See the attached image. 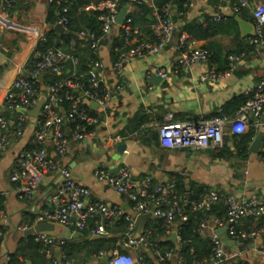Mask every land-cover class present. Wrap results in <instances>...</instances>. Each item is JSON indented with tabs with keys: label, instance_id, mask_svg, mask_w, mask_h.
Instances as JSON below:
<instances>
[{
	"label": "crops",
	"instance_id": "obj_1",
	"mask_svg": "<svg viewBox=\"0 0 264 264\" xmlns=\"http://www.w3.org/2000/svg\"><path fill=\"white\" fill-rule=\"evenodd\" d=\"M257 1L264 3V0ZM148 4L154 6L152 0ZM48 8L49 0H21L9 17L0 14V21L6 25L0 39V116L9 120L13 127L16 126V115L2 107V99L15 79L28 76V70L32 69L39 51L38 31L42 34L48 31ZM153 15L155 17V11ZM219 15L223 19L215 21L214 18ZM173 16L178 26L175 42L157 55H146L125 63L121 75H116L113 70L112 55V43L119 35V28L115 27L104 40L98 58L104 63L100 77L111 91L110 100L107 107L103 108L83 98L84 104L92 106L94 110L90 116L99 121L90 125V136L74 143L70 154L62 162L71 168L78 183L89 187L90 200L118 205L126 211H130V202L111 189L106 181L98 179L95 176L96 169L117 173L126 165L139 185L147 176H152L156 182L170 184L173 176L179 175L191 196L202 197L216 190L237 198L256 197L264 201V143L258 152L250 150L252 143L263 132V126L257 122L254 126L251 124L247 131L254 127L255 135L248 145L246 158L240 156L237 143L233 140L234 134L230 132L226 134L222 147L199 150L165 148L160 144L158 135V127L163 124L236 116L240 110L234 112L238 103L236 101L243 97L249 85L256 84L264 77V48L252 52L249 43L252 34L243 36L236 20L239 16L253 24V14L248 8L239 14L235 13L230 0H189L188 11L180 14L175 6ZM232 18L236 23L231 21ZM193 21L208 29L206 37L196 39L187 32L180 33L184 24ZM136 31L134 42L140 36L149 37L143 35L139 28ZM183 35L188 43L210 49L216 56V61L211 62L213 70L218 72L229 67L227 71L219 72L221 78L201 80L202 74L209 70L207 63L175 69L179 56L177 45ZM123 48L128 46L124 44ZM233 56H240V59L234 61L231 67ZM156 67L167 68L170 71L169 79L164 80L159 76L161 80L153 81ZM228 103L234 104L224 114L222 110ZM60 111L66 113L64 108ZM36 119L29 116L24 125V134L13 138L10 146L0 152V192L7 194L2 205L6 217L0 218V264H10L11 257L22 252H33L29 241L37 233L28 235L26 231L38 225L36 217L41 211L56 205L53 197L61 182L59 172L46 175L32 199L22 198L16 191V184L11 181V175L17 168L19 152L34 147L32 140ZM68 127L66 129L70 133ZM121 143H126L127 147L122 154H118L117 145ZM49 149L53 154L52 147ZM225 149L228 151L223 155L221 151ZM207 215L209 218L212 216ZM176 223L179 224L178 221ZM54 225V230L48 233L69 244L82 245L85 240L97 239L68 226L58 223ZM258 226L261 227L256 229ZM240 229L246 232L257 231V235L244 240L240 237L231 238L225 231L218 232L224 241L227 255L231 257L224 264H235L238 259H244L248 264H264V217L258 220L246 219ZM174 232L169 238L177 246ZM202 235L210 239L211 232L208 230L202 232ZM106 236L112 238L119 234L108 233ZM129 251L137 255L135 251ZM54 254L61 259V247H55ZM24 261L25 264H34L27 256ZM71 262L103 264L101 257L89 255L87 250L77 252ZM59 264L66 263L61 260Z\"/></svg>",
	"mask_w": 264,
	"mask_h": 264
},
{
	"label": "built area",
	"instance_id": "obj_2",
	"mask_svg": "<svg viewBox=\"0 0 264 264\" xmlns=\"http://www.w3.org/2000/svg\"><path fill=\"white\" fill-rule=\"evenodd\" d=\"M20 1L0 0V14L9 17L12 9ZM143 1L150 2V0H103L97 5L89 6L87 9L101 12L102 34L99 36L85 31L77 34L80 38L90 40L91 48L98 55L101 43L111 35L113 29L115 27L124 29V43L128 48L113 64L116 75H121L125 63L146 55H157L175 42L178 26L173 16L174 0H171L162 10L155 9L156 22L151 27L149 37L140 36L135 42L133 41L137 31L133 28L132 19L129 16L122 26L117 25L116 19L124 6H134ZM230 1L235 13L239 14L244 8H248L253 14L254 33L249 38L251 51L264 48V3L257 0ZM188 5L189 0H186L184 6L188 7ZM222 19L221 15L214 18L215 21ZM69 23L65 15L60 16L57 21V24H61L66 32H70ZM5 30L6 25L0 21V39ZM38 40V43L46 42L45 33L38 31ZM57 42L63 43V40L58 39ZM177 48L179 56L176 70L195 64H206L212 56V52L207 48L188 43L184 35L180 38ZM69 57L70 55L66 54L62 48L52 47L37 51V61L32 69L28 70V76L17 77L2 99V107L15 113L16 126H11L9 120L0 116V152L10 146L13 138L24 134V125L29 119L28 112L37 106L41 98H44L40 115L36 119V129L32 140L34 147L25 148L19 152L17 168L11 175V181L16 184L18 194L22 198L32 199L36 196L43 178L53 172H59L61 182L57 194L53 197L56 205L41 211L36 217V223L52 222L84 231L89 228V221L93 220L94 225L90 228V235L106 236L109 233L107 226L124 218L127 223V232L118 242V248L111 251L112 256L107 264H135L136 262L146 264L143 262L142 254L139 253L144 250L154 255V264H185L186 260L181 252V244L184 242L181 233L182 224L189 220L185 208L190 206L193 212H208L217 202L223 201L227 208L226 214L212 215L199 224V232L208 230L211 232L212 254L209 258L197 261L195 264H224L231 259L218 232L225 231L231 238L240 237L244 240L256 236L257 231L246 232L241 230L240 226L246 219L258 220L264 217L263 200L256 197L237 198L212 190L199 201L191 202L186 196H179L175 184L156 182L152 176L145 177L139 185L131 169L126 165L122 166L117 173L96 169L95 176L106 181L111 189L123 195L130 202V211L118 205L111 206L104 202L90 200L89 187L78 183L74 179L71 168L62 160L70 154L74 143L81 142L90 136V125L99 121L90 116L83 105V98L106 108L111 91L105 87L100 77L104 63L99 58L92 62L88 84L67 78L54 82L46 89H41L37 85L41 75L47 71L61 73L63 62ZM239 57H231V67L234 61L240 59ZM154 73L164 80L169 79L170 76V71L164 67H156ZM221 76L222 74L211 69L202 74L201 80L209 81L219 79ZM15 88L20 91H13ZM117 88L120 89L121 86ZM243 95L245 103L233 118L217 117L204 121L159 125L160 144L165 148L195 150L208 147L220 148L224 145L228 132L244 134L249 130L252 120L263 126L264 136V77L256 84L249 85ZM65 102L70 103V108L66 113H62L60 109ZM67 126L70 133L67 132ZM49 147H52L53 154ZM6 197V193L0 192V218L6 217L2 211L3 200ZM151 211L154 218L162 220L165 228L164 234L156 240L151 239L153 233L151 229L145 227L142 232H139L136 224L138 216ZM177 216L181 222L178 225ZM173 230L178 245L170 249L161 248L160 242L169 238ZM36 240L43 244L52 264L61 262L64 257L61 256V259H58L54 254V248L61 247L65 243L63 239L56 238L48 232H39L36 234ZM119 247L133 250L137 255L122 252ZM108 253H101L100 257L103 258ZM65 263L72 264L68 260ZM236 264L248 263L244 259H238Z\"/></svg>",
	"mask_w": 264,
	"mask_h": 264
},
{
	"label": "trees",
	"instance_id": "obj_3",
	"mask_svg": "<svg viewBox=\"0 0 264 264\" xmlns=\"http://www.w3.org/2000/svg\"><path fill=\"white\" fill-rule=\"evenodd\" d=\"M103 0H53L49 1V8L46 23L48 25V31L45 33L46 42L40 41L37 45L39 50H44L45 48H62V50L70 55V57L63 62V69L61 73H53L47 71L43 80H38L37 85L42 89H46L49 85L53 84L56 81H62L67 78H71L79 81L80 83L88 84L89 72L91 70L92 62L98 58V55L94 53L91 48V41L86 38H78L73 40L70 36L66 34H60L55 31V25L60 18V16L65 15L69 19V30L75 34H79L83 31L89 33H96L101 35V26L102 21L100 20L101 12L95 9L86 10L87 7L91 5H97ZM186 0H174L173 3L176 6V9L181 13H186L188 7L184 6ZM171 0H152L154 6H150L147 2L136 3L135 10L130 13L129 18L132 19L133 28H139L142 30L143 35L150 36L151 27L156 22L154 17L155 9L162 10ZM14 9V8H13ZM12 9V11H13ZM245 9V8H244ZM64 10H66L64 12ZM242 12V11H241ZM232 22L236 21L234 18ZM119 28V35L113 40L112 43V55L114 57V62L119 58L122 52L127 51V48L124 46L123 33L124 29ZM180 29V28H179ZM207 28L196 21L186 23L180 29V33L187 32L189 35L196 39H201L207 36ZM144 37V36H141ZM58 39L63 40V43L57 42ZM73 41V44H71ZM104 43V41L102 42ZM101 43V44H102ZM208 50H210L208 48ZM216 56L212 53V56L209 61L215 62ZM37 61V58L34 60ZM229 69L224 68L218 71L225 72ZM238 102L235 105V111H238L242 105L245 103V97L236 101ZM234 103H228L224 106L222 113L225 114L227 108H229ZM89 114L93 115V108L88 104H83ZM63 108L68 111L70 108V103L65 102ZM91 112V113H90ZM252 125H255V121L252 120ZM91 128V127H90ZM89 128V129H90ZM255 135L254 127L251 130L244 134H234L233 140L237 143V148L239 154L242 158H246L249 153V143ZM32 148V147H30ZM222 150L223 155L228 151ZM171 184H175L176 190L179 196H186L191 202L199 201L202 197L191 196L188 194V191L185 188L184 180L179 175H174L172 178ZM206 195V194H205ZM204 195V196H205ZM185 212L189 215L188 222L182 224V237L184 242L181 244V252L185 257V264H195L197 261L209 258L212 254V242L211 239H206L203 237L202 233L198 231L200 222L203 219L207 218V214L215 216H223L227 212V208L224 205L223 201L217 202L212 209L207 213L203 211L193 212L190 206L185 208ZM177 221L180 222L179 216H177ZM89 228L83 232L86 235H90V228L94 225L93 220L89 221ZM258 226L256 229L260 228ZM146 228H149L153 231L152 240L158 239L164 234L165 228L163 226L162 220L154 218L150 220ZM109 233H118L117 237H99L97 239L85 240L82 245H73L65 241L61 245V251L63 255V262L72 261L77 252L87 250V253L92 256L100 257L101 253H108L112 250L118 248V242L123 238L127 232V223L124 218L119 219L112 226H107ZM29 246L32 248L33 252L24 254H18L11 257L10 264H23L25 263V257H29L34 264H47L48 261H51L47 255L46 249L44 248L41 242L36 240V237L32 238L29 241ZM161 248L170 249L174 248L175 243L172 242L170 238L164 239L160 242ZM120 248V247H119ZM122 252L130 253L129 249L120 248ZM143 256V262L146 264H154L155 257L151 252L142 251L139 252ZM19 256V257H18ZM236 264V263H235Z\"/></svg>",
	"mask_w": 264,
	"mask_h": 264
},
{
	"label": "water",
	"instance_id": "obj_4",
	"mask_svg": "<svg viewBox=\"0 0 264 264\" xmlns=\"http://www.w3.org/2000/svg\"><path fill=\"white\" fill-rule=\"evenodd\" d=\"M135 9V7L131 6V5H126L124 6L117 19H116V23L119 26H122L126 20V18L130 15V13ZM236 20L239 22L241 29H242V34L243 36H248L250 34L254 33V24L246 22L244 20H242L239 16L236 17ZM55 31L60 33V34H67L68 36H70L71 38H73L74 40H77L79 38V36L73 32H66L65 28L61 25V24H57L55 26ZM208 66H209V70L212 69V64L211 61L207 62ZM45 76V73H43L40 77L41 80H43ZM152 80L153 81H158L161 80V78L157 75L154 74L152 75ZM13 91H20L19 89H13ZM44 104V98H41L39 103L37 104V106L33 109H31L28 113L30 117H34V118H38L41 112V109L43 107ZM67 123V122H66ZM263 133H261L256 140L252 143L250 150L252 152H258L259 148L262 145L263 142ZM127 144L126 143H121L117 145V152L118 154H122L125 150H126ZM154 219V215L153 212H149L146 214H142L140 216H138L137 220H136V224L138 226V230L139 232H142L144 230V228L146 227L147 223ZM54 223L52 222H42L39 223L37 226H35L34 228L28 229L26 231V234L30 235V234H36L39 232H51L54 230ZM83 235V233H81ZM99 237H103L102 235L100 236H94V238H99ZM112 256V252L110 251L108 253L107 256L102 258V263L103 264H107L108 260L110 259V257ZM47 264H52L51 261H48ZM135 264H139L138 262H136Z\"/></svg>",
	"mask_w": 264,
	"mask_h": 264
},
{
	"label": "rangeland",
	"instance_id": "obj_5",
	"mask_svg": "<svg viewBox=\"0 0 264 264\" xmlns=\"http://www.w3.org/2000/svg\"><path fill=\"white\" fill-rule=\"evenodd\" d=\"M135 256V254H133Z\"/></svg>",
	"mask_w": 264,
	"mask_h": 264
}]
</instances>
